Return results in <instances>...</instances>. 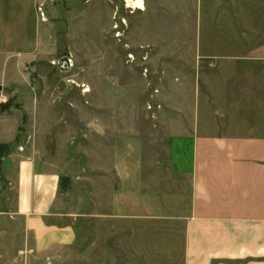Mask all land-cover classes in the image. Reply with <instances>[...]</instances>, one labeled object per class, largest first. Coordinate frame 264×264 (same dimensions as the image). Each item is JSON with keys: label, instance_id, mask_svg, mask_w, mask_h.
I'll list each match as a JSON object with an SVG mask.
<instances>
[{"label": "crops", "instance_id": "obj_1", "mask_svg": "<svg viewBox=\"0 0 264 264\" xmlns=\"http://www.w3.org/2000/svg\"><path fill=\"white\" fill-rule=\"evenodd\" d=\"M209 1L197 0L199 27L187 28L183 41L203 58L168 62L164 127L174 187L146 185L136 132L114 135L108 170L116 186L101 192L106 202L60 192L59 171L35 156L1 159L0 241L14 243L8 227H17L26 264H60L68 249L82 254L85 241L94 244L84 235L91 221L106 228L104 240L118 237L122 264H264V0H224L222 8L215 0L203 39ZM33 2L0 0L2 32L14 34V20L26 19Z\"/></svg>", "mask_w": 264, "mask_h": 264}, {"label": "rangeland", "instance_id": "obj_2", "mask_svg": "<svg viewBox=\"0 0 264 264\" xmlns=\"http://www.w3.org/2000/svg\"><path fill=\"white\" fill-rule=\"evenodd\" d=\"M225 1L218 0V8L227 6ZM129 3L34 0L27 18L14 20V34L0 29V125L6 124L0 139L9 141L0 143V161L12 153L35 156L59 171L60 192L106 202L101 192L116 186L109 171L114 135L136 132L142 135L146 185L157 191L174 187L164 127L168 62L203 58L183 47L187 28L199 27L198 4L144 0L139 9ZM205 11L203 39L214 20L215 0ZM84 227L94 244L85 241L80 255L63 250L60 264H122L118 237L104 240L106 228L94 221ZM8 229L15 242L0 241V251H14L15 259L0 257V264H26L18 252L17 227Z\"/></svg>", "mask_w": 264, "mask_h": 264}, {"label": "bare ground", "instance_id": "obj_3", "mask_svg": "<svg viewBox=\"0 0 264 264\" xmlns=\"http://www.w3.org/2000/svg\"><path fill=\"white\" fill-rule=\"evenodd\" d=\"M129 4L133 7V8H142L144 9V0H129Z\"/></svg>", "mask_w": 264, "mask_h": 264}, {"label": "water", "instance_id": "obj_4", "mask_svg": "<svg viewBox=\"0 0 264 264\" xmlns=\"http://www.w3.org/2000/svg\"><path fill=\"white\" fill-rule=\"evenodd\" d=\"M64 62V63H66V65L68 66V67H70L71 66V61L69 60V59H67V58H63V59H61L60 60V62Z\"/></svg>", "mask_w": 264, "mask_h": 264}]
</instances>
